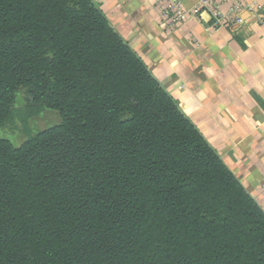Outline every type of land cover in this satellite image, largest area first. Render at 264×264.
I'll list each match as a JSON object with an SVG mask.
<instances>
[{
  "label": "trees",
  "instance_id": "1",
  "mask_svg": "<svg viewBox=\"0 0 264 264\" xmlns=\"http://www.w3.org/2000/svg\"><path fill=\"white\" fill-rule=\"evenodd\" d=\"M46 109L60 122L32 134ZM15 120L0 264H264V209L92 0H0V127Z\"/></svg>",
  "mask_w": 264,
  "mask_h": 264
},
{
  "label": "crops",
  "instance_id": "2",
  "mask_svg": "<svg viewBox=\"0 0 264 264\" xmlns=\"http://www.w3.org/2000/svg\"><path fill=\"white\" fill-rule=\"evenodd\" d=\"M92 1L264 209V0H241L254 9L234 27L205 7L171 26L156 0Z\"/></svg>",
  "mask_w": 264,
  "mask_h": 264
},
{
  "label": "built area",
  "instance_id": "3",
  "mask_svg": "<svg viewBox=\"0 0 264 264\" xmlns=\"http://www.w3.org/2000/svg\"><path fill=\"white\" fill-rule=\"evenodd\" d=\"M156 3L160 7L162 17L167 19L168 24L171 26H175L190 14L197 13L200 8L205 7L220 22H226L234 27L244 23L245 10L251 11L254 9L252 5H244L241 0H200V4L192 11L181 0H156ZM224 7L228 10L224 11ZM258 8H261V6H258Z\"/></svg>",
  "mask_w": 264,
  "mask_h": 264
},
{
  "label": "rangeland",
  "instance_id": "4",
  "mask_svg": "<svg viewBox=\"0 0 264 264\" xmlns=\"http://www.w3.org/2000/svg\"><path fill=\"white\" fill-rule=\"evenodd\" d=\"M24 103L25 94L24 92H19L15 106L17 108H22ZM30 120V132L32 134H37L48 127L58 124L60 122V116L57 111L46 109L44 112ZM0 136L9 139L17 146L23 144L29 137L19 120L8 122L4 126L0 127Z\"/></svg>",
  "mask_w": 264,
  "mask_h": 264
}]
</instances>
